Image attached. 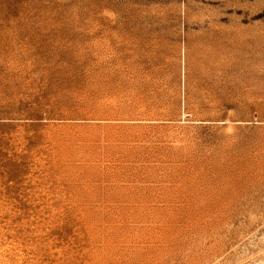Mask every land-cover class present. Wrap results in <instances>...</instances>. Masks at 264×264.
<instances>
[{
  "label": "rangeland",
  "instance_id": "374dc122",
  "mask_svg": "<svg viewBox=\"0 0 264 264\" xmlns=\"http://www.w3.org/2000/svg\"><path fill=\"white\" fill-rule=\"evenodd\" d=\"M0 264H264V0H0Z\"/></svg>",
  "mask_w": 264,
  "mask_h": 264
}]
</instances>
